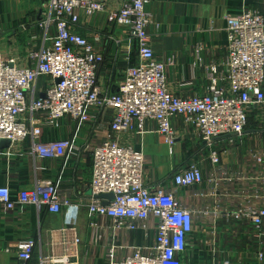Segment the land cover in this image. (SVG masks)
I'll return each mask as SVG.
<instances>
[{"label": "built area", "instance_id": "2783aa9c", "mask_svg": "<svg viewBox=\"0 0 264 264\" xmlns=\"http://www.w3.org/2000/svg\"><path fill=\"white\" fill-rule=\"evenodd\" d=\"M148 2L47 0L46 11L36 24L43 32L41 46L29 48L25 55L18 50L8 57L0 55V141L7 140L9 148L17 149L31 139L32 151L41 157H64L73 149V140L40 144L44 126L56 128L63 119L84 126L92 121L93 111L109 113L106 136L92 150L91 198L86 205L90 226L96 227L94 220L99 218L110 220L114 232L146 230L149 220H155L156 227L151 248H130L117 259L118 247L109 246L104 254L106 264H183L196 217L202 219L201 229L211 247L225 237L234 246L239 244L235 246L240 247L237 263L264 264V16L257 10L228 16L226 52L219 65L207 69L206 91L181 98L166 85L165 70L172 58L166 62L155 58L154 39L147 32L152 22ZM79 12L86 17L105 13L107 25L125 30L122 42L129 52L137 53L138 63L124 70L116 94L101 90L97 72L104 59L95 48L101 37L90 41L77 33ZM41 78L43 96L37 97L35 85ZM175 119L181 121L186 134L207 146L214 142L223 146L243 136L254 143L262 138L260 146L243 156L249 162L244 170L222 166L223 151L216 149L208 155L215 168L209 177H204L198 159L173 176L177 188L207 184L196 213L171 192L145 184L146 159L132 143L135 135L145 133V124L153 121L157 136L172 148L178 138L172 125ZM250 121L253 125L249 126ZM106 194L114 199L97 198ZM0 205L7 211L18 206L53 214L64 210L68 226L76 220L79 208L62 198L49 180L20 190L15 201L7 186L0 187ZM34 247L32 240L20 242L18 258L29 261ZM209 252V264H234V255L217 257L215 247ZM44 263L66 264L67 260L46 258Z\"/></svg>", "mask_w": 264, "mask_h": 264}, {"label": "crops", "instance_id": "0c3cea01", "mask_svg": "<svg viewBox=\"0 0 264 264\" xmlns=\"http://www.w3.org/2000/svg\"><path fill=\"white\" fill-rule=\"evenodd\" d=\"M148 1L146 10L151 14L152 22L147 32L154 39L152 48L155 58L165 62L172 58L165 70L166 85L170 92L181 98L206 91L209 85L207 69L212 64L219 65L226 52L228 16L238 15L244 10H257L264 16V0ZM46 3L47 0H0V39L9 44V54L13 51L18 54L19 51L25 55L29 48L41 46L43 32L36 24L46 11ZM79 15L77 33L90 41L96 35L101 37V42L95 45L104 59L97 72L101 90L116 94L123 81L124 70L138 63L137 53L134 49L127 50L126 43L122 42L126 37L125 30L107 25L105 13L92 17H86L82 12ZM117 41L121 43L117 44ZM44 83L43 78L37 81V97L43 96ZM91 115L92 121L84 126L63 119L56 128L44 126L41 129L40 144L73 140V149L64 157H41L32 151L31 139L17 149L0 148V187L9 188L13 201L20 190L49 180L56 184L62 198L67 197L79 205L76 220L70 226L65 224L64 210L53 214L45 210L38 212L33 206H18L13 211H7L0 205V264H43L46 258L65 259L66 264H106L104 254L109 246L118 247L117 259L128 254L130 248L148 249L153 246L155 220L147 222L146 230L138 229L132 233L114 232L110 220L99 218L94 220L96 227L90 226L92 218L86 205L91 198L92 150L106 136L105 126L110 122L109 113L103 115L93 111ZM172 125L178 136L172 148L157 136V125L153 121L145 124V133L135 135L132 143L146 159L145 184L171 192L184 207L196 213L202 205L199 195L206 190L207 184L177 188L172 178L195 159L201 160L204 177H209L215 168L210 164L208 155L221 145L214 142L212 146H207L192 138L186 134L179 119H175ZM233 154L223 155L221 165L231 170L249 167L246 158L238 156L235 151ZM202 223V219L195 218V231L190 237L183 264H199L202 257L210 261L209 251L214 247L217 257L234 255L233 263L239 264L237 256L240 247H235L239 244L234 246L233 241L221 237L220 241L217 240L219 243L211 247L208 236L201 229ZM26 240L34 241L35 247L31 259L24 262L18 258L17 251L18 244ZM193 246L195 248L192 249Z\"/></svg>", "mask_w": 264, "mask_h": 264}, {"label": "rangeland", "instance_id": "374dc122", "mask_svg": "<svg viewBox=\"0 0 264 264\" xmlns=\"http://www.w3.org/2000/svg\"><path fill=\"white\" fill-rule=\"evenodd\" d=\"M7 47H9V44L6 45L5 40L0 39V55L4 56L5 54H9ZM234 142H236L237 144ZM261 142L262 138H260L259 140L256 139V143H254L251 137L243 136L240 139H235L233 143H229L228 141H226L223 146H219V150L223 151L224 156H234L235 154H233V151H235L238 156H244L246 155L247 151L253 149L254 146H260ZM193 248L195 247L193 246L192 249ZM209 262L210 261L207 260V258L202 257L199 261V264H209Z\"/></svg>", "mask_w": 264, "mask_h": 264}, {"label": "water", "instance_id": "95a60500", "mask_svg": "<svg viewBox=\"0 0 264 264\" xmlns=\"http://www.w3.org/2000/svg\"><path fill=\"white\" fill-rule=\"evenodd\" d=\"M9 146V141L7 140H1L0 141V148H7ZM98 199H106L108 201H111L114 199V196L112 194H106V195H100L97 197ZM103 205H106V202H103Z\"/></svg>", "mask_w": 264, "mask_h": 264}, {"label": "trees", "instance_id": "16d2710c", "mask_svg": "<svg viewBox=\"0 0 264 264\" xmlns=\"http://www.w3.org/2000/svg\"><path fill=\"white\" fill-rule=\"evenodd\" d=\"M250 125H253V124H252V121L249 122V126H250Z\"/></svg>", "mask_w": 264, "mask_h": 264}]
</instances>
